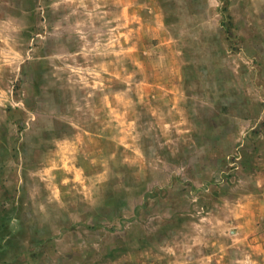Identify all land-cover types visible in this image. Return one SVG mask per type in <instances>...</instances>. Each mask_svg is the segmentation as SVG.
<instances>
[{
	"label": "rangeland",
	"instance_id": "obj_1",
	"mask_svg": "<svg viewBox=\"0 0 264 264\" xmlns=\"http://www.w3.org/2000/svg\"><path fill=\"white\" fill-rule=\"evenodd\" d=\"M0 264H264V0H0Z\"/></svg>",
	"mask_w": 264,
	"mask_h": 264
}]
</instances>
